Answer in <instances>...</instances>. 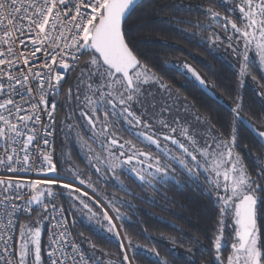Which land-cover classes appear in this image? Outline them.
I'll return each instance as SVG.
<instances>
[{
	"label": "snow or ice",
	"instance_id": "1",
	"mask_svg": "<svg viewBox=\"0 0 264 264\" xmlns=\"http://www.w3.org/2000/svg\"><path fill=\"white\" fill-rule=\"evenodd\" d=\"M152 14L230 56L233 74L206 60L213 81L142 48L132 21ZM253 69L264 79V0H0V264H138L137 252L173 264L123 228L173 189L198 191L209 214L208 243L192 237L188 264H264V83ZM173 72L204 95L180 91Z\"/></svg>",
	"mask_w": 264,
	"mask_h": 264
},
{
	"label": "trees",
	"instance_id": "2",
	"mask_svg": "<svg viewBox=\"0 0 264 264\" xmlns=\"http://www.w3.org/2000/svg\"><path fill=\"white\" fill-rule=\"evenodd\" d=\"M221 11H223V9H221ZM132 23L139 31V35L142 39L141 47L145 49L159 50L160 55L165 60H172L178 63L186 61L197 68L202 74L206 73L209 75L213 81L216 80V77L213 76L204 66L206 60H211L216 64L218 70L223 68L225 73L229 76L234 72V69L228 67L231 62L230 56L223 60V62H220L212 55H209L205 48L200 47L195 42L185 39L178 32H170L164 29L161 22L156 19L155 14L140 19L134 17ZM161 39H168L172 42L178 43L180 46L178 48L161 49ZM218 55L227 56V53L222 52ZM161 74L164 73L161 72ZM253 74L257 76V79H260L261 82L264 83V79H261L259 70L253 69ZM165 78L169 79L176 88L189 95L190 98L204 95L196 88L195 84L186 80L179 72H173L170 76L166 75ZM256 88L257 85L253 83L250 78L246 80L245 93L247 100L250 104H254L258 107V100L253 99ZM217 91L224 92L225 89L220 87ZM58 99L63 100L64 97L60 96ZM228 99L230 100L231 96H229ZM208 103L211 104L213 102L209 99ZM224 107H226V105H224ZM59 114L63 116V108L59 109ZM57 140H59V137H57ZM138 146L140 145L138 144ZM107 190L116 191V189L112 188L110 185L107 186ZM121 195H123V193H121ZM169 196H174V200L167 201L161 199L160 205L143 204L142 208L147 210L140 211L139 213L143 224H140L139 222L133 224L125 222L123 228L135 243L157 248L162 255H167L168 258L173 261V264H188V260L186 259L187 248L193 247V250L195 251L192 237L198 236L205 243H208L206 233L209 231V223L207 219L209 214L205 210V200L198 191L190 189L186 192H182L173 189L169 192ZM122 211L131 215V210L127 208H123ZM148 213H155L156 216H151ZM160 217L163 219H159ZM135 219L136 218L133 217V220ZM175 225H179L184 231L181 232L175 227ZM117 227H120V225H117ZM144 228H146L151 235V239L143 235ZM77 229L80 232H83L85 236H88L93 241L97 242V244L106 252L111 251L116 253L119 251L118 240L110 234L98 233L86 224L80 222L77 224ZM121 233L124 237V232L122 231ZM167 238H175L176 243L173 244L171 240ZM125 247L127 248V244H125ZM170 248H175V256L168 251ZM129 255L131 258V251ZM136 260L138 264H151V261H149L142 252H137ZM204 260L205 257L197 254L198 264H203Z\"/></svg>",
	"mask_w": 264,
	"mask_h": 264
},
{
	"label": "built area",
	"instance_id": "3",
	"mask_svg": "<svg viewBox=\"0 0 264 264\" xmlns=\"http://www.w3.org/2000/svg\"><path fill=\"white\" fill-rule=\"evenodd\" d=\"M45 240H46V236H45V238H44Z\"/></svg>",
	"mask_w": 264,
	"mask_h": 264
},
{
	"label": "water",
	"instance_id": "4",
	"mask_svg": "<svg viewBox=\"0 0 264 264\" xmlns=\"http://www.w3.org/2000/svg\"><path fill=\"white\" fill-rule=\"evenodd\" d=\"M122 237H123V235H122Z\"/></svg>",
	"mask_w": 264,
	"mask_h": 264
}]
</instances>
